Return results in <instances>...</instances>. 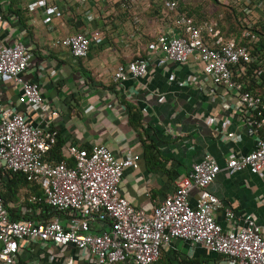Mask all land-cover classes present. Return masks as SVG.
I'll use <instances>...</instances> for the list:
<instances>
[{"label": "built area", "instance_id": "obj_1", "mask_svg": "<svg viewBox=\"0 0 264 264\" xmlns=\"http://www.w3.org/2000/svg\"><path fill=\"white\" fill-rule=\"evenodd\" d=\"M28 1L29 9L36 7L46 19L62 18L72 5L77 6L87 23L98 18L104 23L115 21L124 14L133 24H140L142 16L157 6V17L169 29L159 32L155 49L166 61L198 63L199 75L190 80L196 86H208L211 98L218 92L223 100L236 99L239 121L256 136L252 151L228 156L225 171L246 170L264 178V98L245 90L236 79L245 73L247 64L261 65V61L246 45L224 36L217 21H195L186 9H179L183 0H61L64 8L52 0ZM9 4V0H0V25L13 15ZM106 36L103 28H83L54 38L50 45L83 58L92 45L103 44ZM33 59L32 49L21 39L9 34L0 39V78L9 79L16 90V104L0 100V168L36 183L41 195H31L29 201L48 205L57 213L37 221L16 220L0 195V264H23L19 254L31 241L51 245L60 253L74 249L81 260L70 264H156L161 251L179 240L188 244L187 256L200 247L208 254L221 255L224 264H264V224H258L251 214H243L239 222L231 210L224 211L228 227L216 221L221 202L208 186L221 167L209 153L192 164L173 193L150 214L134 207L121 193L124 171L138 167L133 156L118 157L101 142L88 149L68 143L64 154L71 162L47 160L58 131L28 119V114L46 108L39 81L27 77ZM148 67L149 61L140 57L121 63L112 80L121 84L128 78H142ZM54 74V69L49 71ZM199 118L214 122L204 113ZM222 134L223 140L237 139L233 132ZM193 190L198 192L195 199L190 197ZM45 255L52 264L62 256L51 251Z\"/></svg>", "mask_w": 264, "mask_h": 264}, {"label": "crops", "instance_id": "obj_2", "mask_svg": "<svg viewBox=\"0 0 264 264\" xmlns=\"http://www.w3.org/2000/svg\"><path fill=\"white\" fill-rule=\"evenodd\" d=\"M52 1L65 7L61 0ZM216 1L215 8L206 11L202 19L188 7L191 17L195 21H217L222 31L233 34L238 43L258 44L261 37L252 28L264 25V0ZM28 5V0H15L10 5L13 15L0 25V39L9 34L32 49L34 59L27 77L39 81L46 108L28 114V119L58 131L63 159L68 143L88 149L101 142L118 157L133 156L138 167L124 171L121 193L134 207L150 214L206 152L221 167L208 186L221 202L215 211L216 221L228 227L224 211L231 210L239 222L243 214H251L258 224H264V178L246 170L233 174L225 171L228 156L252 151L256 136L239 121L236 99L223 100L218 92L211 98L208 86H196L190 80L199 75L198 63L166 61L155 49L159 32L169 29L155 14L157 6L142 16L140 24H133L124 14L115 21L104 23L98 18L87 23L82 21L81 9L73 5L62 18L46 19L39 9L30 10ZM14 11H19L21 20ZM96 26L105 29L107 36L103 44L92 45L86 57L75 58L67 49L50 45L58 36ZM138 57L149 61L147 74L114 83L112 74L117 65ZM53 69L55 74L49 75ZM0 100L16 104V90L7 78H0ZM129 106L141 117L134 120L135 124L130 122ZM52 111H56L53 116ZM202 113L213 117L214 122L199 118ZM222 131L233 132L237 139L223 140ZM149 145L152 147L147 148ZM24 193L28 188L21 186L14 197L7 196L5 205L13 219L39 214V209L27 208ZM197 193L193 190L191 199ZM99 226L106 228L105 223ZM163 250L186 255L188 244L179 240ZM48 251L62 255L56 264L81 260L72 248L60 253L36 241L21 250L19 260L23 264H52L46 259ZM194 256L211 260L210 264H224L221 255L208 254L200 247L188 257Z\"/></svg>", "mask_w": 264, "mask_h": 264}, {"label": "trees", "instance_id": "obj_3", "mask_svg": "<svg viewBox=\"0 0 264 264\" xmlns=\"http://www.w3.org/2000/svg\"><path fill=\"white\" fill-rule=\"evenodd\" d=\"M9 1L10 4L8 10L10 12H13V10H11L10 5H12V3L15 0H9ZM178 7L179 9H187L183 1H179ZM19 11L18 12L14 11V12L18 16L19 20H21V14L19 13ZM156 13L158 14V11L155 12V14ZM191 14L192 13L188 10V15L191 16ZM239 28L241 29L242 26H239ZM252 31H254L257 34V36L261 37L259 43L254 44L249 42L247 43L240 42L239 44L246 45L249 49L252 50V52L255 55H259V60L261 61V65L257 64L256 62L247 64L245 69V74H241L237 76L236 79L243 84V88L245 90L259 94L264 98V25L258 28L254 27L252 28ZM222 32L224 36L234 37L233 34H231L230 32H224V31ZM260 69L261 71L259 73H254L255 70H260ZM129 116H130L129 118L130 122L132 124H135L134 122L135 119L139 120L141 118L139 114L137 113L135 114L131 112L130 106H129ZM62 145H63V141L60 140L58 137L57 143L53 146V148L46 156L47 160L49 159L54 162H58L62 160L63 156L61 155V151H60ZM149 147L152 146L151 145L147 146V148ZM21 186L28 188V193L26 194V199H25L27 208L31 210L39 209L38 215L33 214L32 216L24 219H32L33 221H37L39 219H47L57 213L53 208H51L48 205L42 203L41 204L32 203L29 201V197L31 195H36V196L41 195V190L36 183L27 181L25 176L22 174L3 171L0 168V195L2 196L5 204H6V200L8 199L7 196H9L10 198L14 197V195L17 193L18 188ZM210 261L211 260H207L201 256L188 257L185 254H181L178 251H175L172 254H170L169 252L162 250L160 254V258L158 259L156 264H210Z\"/></svg>", "mask_w": 264, "mask_h": 264}, {"label": "rangeland", "instance_id": "obj_4", "mask_svg": "<svg viewBox=\"0 0 264 264\" xmlns=\"http://www.w3.org/2000/svg\"><path fill=\"white\" fill-rule=\"evenodd\" d=\"M186 2L188 4V6L186 7L187 10H189L188 7H190L192 12L195 13L198 19H202L203 18L202 15H204L206 11H210V10L212 11L215 8V5L217 3L216 0L214 1L213 0H185V3ZM22 199L25 201L26 199L25 193L23 194Z\"/></svg>", "mask_w": 264, "mask_h": 264}]
</instances>
